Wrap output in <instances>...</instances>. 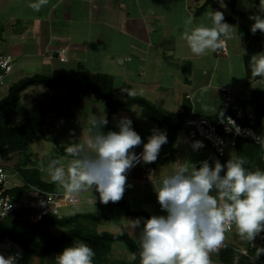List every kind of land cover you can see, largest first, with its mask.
Segmentation results:
<instances>
[{
    "label": "crops",
    "instance_id": "0c3cea01",
    "mask_svg": "<svg viewBox=\"0 0 264 264\" xmlns=\"http://www.w3.org/2000/svg\"><path fill=\"white\" fill-rule=\"evenodd\" d=\"M207 1L50 0L41 11L34 12L28 7L34 0H0V56L6 55L13 59V69L7 76L6 83L10 88L18 81L35 75L64 76L82 82L93 75H105L112 79L115 98L118 100L125 101L131 96L140 97L166 112L174 115L189 114L192 118H213L227 110L222 89L229 88L233 103L244 109L245 114H252L250 122H260L259 132L262 135L264 117L258 118V111L260 108L264 110V77L248 75L246 39L245 34L240 32L239 18L240 13H244L247 24L251 27L254 21L249 17L257 14L264 17V9L261 8L260 0H213L218 5L217 8L214 3L206 6ZM203 7L205 8L201 11ZM210 9L223 12L225 22L235 27L233 38L225 41V53L221 48L207 56L197 57L191 53L181 34L188 17L193 19L194 25L210 26L205 15ZM67 90L72 97L68 99V112L64 115L59 113L57 97L51 98L46 107L36 108L40 105L42 90L36 91L35 96L30 95L28 105L35 110H30L25 115L21 111L15 114L17 119L18 116L21 117L22 124L27 117L39 115L46 109V139L51 140L48 135L53 134L56 146L51 155L46 156L44 152L42 157L35 156L36 152L33 153L30 149L32 158H35L31 159L29 167L40 168L42 179L53 184L56 192L66 191L51 181L45 169L52 159L65 157L70 143L80 139L78 134L59 140L61 135L57 132L60 127L58 124L73 117L71 115L76 112H80L74 115V121L78 123L76 129L83 133V138L89 135L94 117L106 116L108 124L101 129L104 133L109 130L118 131L117 123L121 118L131 119L133 129L142 139V144L132 150L135 153L143 151V143H147L154 129L166 134L168 132L144 118L142 109L138 106L111 114L105 103L93 95ZM124 90H130L133 95L129 96ZM187 132L188 128L187 131L178 133L173 144L172 158L163 152V145L154 163H142L129 170L121 202L126 203L131 211L149 217L166 215L161 210L155 193L162 178L171 174L177 164L189 163V169L190 164H195L199 168L200 163L189 162L190 156L200 155L201 161L207 160L210 165H213L214 160L220 161L223 158L210 148L199 154L192 153ZM37 143L40 140L31 144L30 148L39 147ZM234 151V148H230L226 156L231 158ZM151 170L154 183L148 178ZM79 197L82 201L80 206L91 205L95 207V211L82 209L61 216L98 214L105 206L100 203L99 193L95 190L83 192ZM116 209L111 212L109 220L98 224L99 229L97 225L98 232L110 233L100 229L105 222L111 221ZM120 214L129 220L141 218L128 216L125 211ZM122 232L125 231L112 234ZM224 244L240 247L231 242L227 233ZM223 247L218 253L211 254L212 264H220ZM115 254L113 252L112 258L116 257Z\"/></svg>",
    "mask_w": 264,
    "mask_h": 264
},
{
    "label": "clouds",
    "instance_id": "9594fccd",
    "mask_svg": "<svg viewBox=\"0 0 264 264\" xmlns=\"http://www.w3.org/2000/svg\"><path fill=\"white\" fill-rule=\"evenodd\" d=\"M49 2L34 0L28 7L39 12ZM260 3L264 9V0ZM205 15L210 26L194 25L193 19L188 17L181 34L197 57L221 49L226 40L233 38L235 28L225 22L221 11L210 9ZM249 18L254 21L250 31L264 34V17L257 14ZM251 64L252 75L264 77V53L252 56ZM124 91L133 95L130 90ZM229 121L239 133L235 121L230 118ZM107 124L105 115L94 117L87 138L81 136L77 142H71L66 156L52 159L45 169L51 181L68 194L76 197L95 190L104 205L121 201L129 170L141 162L154 163L162 146L168 143L166 132L154 129L147 143H143V151L137 155L132 150L142 144V139L133 129L132 120L123 117L117 123L118 131L104 133L101 129ZM253 138L264 149V134ZM191 146L199 150L204 145L194 141ZM246 163L243 156L230 158L225 164L216 159L210 165L204 160L199 168L190 164L189 169V163H181L164 176L155 193L166 215L130 221L139 245L140 264H212L211 254L225 246L226 233L233 227L239 238L255 249L250 257L252 264L264 256V247L254 244L264 232V171L248 170ZM149 179L154 183L152 176ZM19 256V253L8 257L0 254V264H18ZM94 257L93 248L78 240L56 255L54 262L94 264ZM129 259L135 261L137 254H131Z\"/></svg>",
    "mask_w": 264,
    "mask_h": 264
},
{
    "label": "trees",
    "instance_id": "16d2710c",
    "mask_svg": "<svg viewBox=\"0 0 264 264\" xmlns=\"http://www.w3.org/2000/svg\"><path fill=\"white\" fill-rule=\"evenodd\" d=\"M211 3L213 4L214 1L208 0L206 6ZM214 6L218 7L215 3ZM250 28L247 24L246 15L240 13L239 29L241 33L245 34L247 47L246 66L248 75L252 76L251 57L254 54L264 52V44L262 40L263 34L259 31L253 34ZM33 86H43L49 89L64 87L70 90H78L86 95L91 94L97 100L104 102L110 109L111 114L130 110L135 106L140 107L144 118L155 122L159 127L168 131V143L164 145L163 152L169 155L170 158L174 154L173 144L177 140L178 133L187 131V122L192 118L189 114L174 115L166 112L140 97L131 96L125 101L118 100L115 98V88L112 79L105 75H93L84 82L53 75L26 77L10 86L7 96L0 99V154L8 161H12L14 155H18L21 159L23 157L19 163H16L14 169L19 173L24 184L23 187L12 191V194L16 196H20L28 185L47 191L55 190L53 184L42 179L40 168L29 167L33 156L29 150L30 145L46 139L44 131L46 109L39 115L27 117L22 124H15L17 119L15 114L20 111L22 94ZM225 112L226 110L210 119L220 127ZM258 114L260 115L258 118L264 117V110L260 108ZM251 115V113H246L242 123L253 126L259 132L260 122H250ZM220 117L221 119H219ZM234 150L233 158L239 156L246 158V169L264 171V149L258 143L253 140H240ZM229 159L227 156L221 158V164H225ZM119 207L128 216L149 218L146 214L131 211L128 205L121 201L118 203L109 202L98 214H73L68 217L47 216L37 223L31 220L29 211L20 210L0 223V239L8 237L19 243L24 249L26 263L29 256L41 259L51 256L56 257L65 247L71 246L74 241L83 240L95 251L94 264H140L139 246L130 234L126 232L110 234L97 231V225L109 220L111 212ZM51 227H57L60 230L52 233L50 231ZM117 242H123L131 254H137V259L132 261L112 258L113 245ZM247 244L248 256L238 253L237 250L240 247L225 245L220 254V264H234L236 257H239V264H252L250 257L254 254L255 249L250 243ZM258 247H264V244ZM255 264H264V256H261Z\"/></svg>",
    "mask_w": 264,
    "mask_h": 264
},
{
    "label": "built area",
    "instance_id": "2783aa9c",
    "mask_svg": "<svg viewBox=\"0 0 264 264\" xmlns=\"http://www.w3.org/2000/svg\"><path fill=\"white\" fill-rule=\"evenodd\" d=\"M262 40L264 44V34ZM221 50L224 53L226 52L225 43ZM12 69V57L6 55L0 56V88L6 85V78ZM222 91L224 106L227 110L220 127L210 118L204 116L193 117L187 122L190 151L194 154H199L205 149L210 148L219 157H224L230 148H236L240 140H253L255 142L253 137L261 136V133L253 126L242 123L245 118V112L244 109L233 103L231 89L223 88ZM229 118L235 121V125L240 129L239 133L232 127ZM194 141H200L204 146L199 150H193L191 145ZM140 153L136 154L139 155ZM142 163L135 166H140ZM14 173L20 177L17 171L14 170ZM152 175L153 170L149 172L148 178ZM8 176L7 169L0 165V223L20 210L29 211L31 220L37 223L47 216L60 217L63 207L75 208L81 204L79 195L73 197L67 192L47 191L33 185H28L27 189L20 196H16L12 194V191L23 187L24 184L22 182L20 185L9 187ZM90 202L93 203L92 201ZM262 237H264V232L255 239L254 244L256 246L264 244V238ZM237 251L240 255L248 256V251L244 248H239ZM17 253L20 254L18 264H27L24 249L19 243L8 237L0 239V254L8 257ZM234 264H239V257H236Z\"/></svg>",
    "mask_w": 264,
    "mask_h": 264
},
{
    "label": "rangeland",
    "instance_id": "374dc122",
    "mask_svg": "<svg viewBox=\"0 0 264 264\" xmlns=\"http://www.w3.org/2000/svg\"><path fill=\"white\" fill-rule=\"evenodd\" d=\"M8 89H9V84L6 83L5 86H2L0 88V99L7 96L8 94ZM39 90H42V94L43 96H41L40 100H39V104L38 107L36 108H41V107H46V104L51 102V98L55 97L54 99H56V97L58 98V102H56V104L58 105V109H59V113H62V115L66 114L68 112V106H69V102L68 99H71L72 95L71 93L67 90L64 89L63 87H59V88H53V89H49V88H45L43 86H35V87H31L29 88L27 91H25L22 94V99H21V104H20V111L22 113L27 114L28 111L33 110L34 108L31 107V105H28V103L31 101V96L33 95L35 96V93L39 92ZM37 91V92H36ZM68 101V102H67ZM71 101L74 102V99H72ZM35 110V109H34ZM80 112H76L74 115L79 114ZM74 115H71L73 117L67 118L65 121L60 122V127L58 129V133H60L61 138H59V140H62L63 138H69L71 136L74 135H78V136H83V133L77 132V124L74 121V118H76ZM78 117H80V115H78ZM22 118H24V116H22ZM21 117L18 116V119H16L15 124H21ZM55 133V132H54ZM182 137L184 136V134H181ZM53 134L52 135H48V137L52 138L51 140H40L39 147H34L32 146L30 149L31 151L36 152L35 156H43L44 153L46 156L51 155V151L53 148H55L56 146V141L53 139ZM83 138V137H82ZM29 149V150H30ZM230 153V152H229ZM232 158L234 157L233 155H231ZM35 158V157H34ZM34 158H32V160H34ZM23 159V157H22ZM21 157H19L18 155H14L12 157V161H8L6 159H4L1 154H0V165L4 166L7 169V173H8V186L9 187H14L17 185L22 184V180L19 176H16L14 173V169H15V165L16 163H19L21 160ZM202 160V156L200 155H195V156H190L189 162H195V163H200ZM47 174V172H46ZM45 175V173H44ZM82 200L84 201V198H82ZM82 202V201H81ZM82 209H86L90 212H94L95 211V207L91 206V205H78L77 207L73 208V207H63L61 210V213H70L72 211H79ZM97 209V207H96ZM120 213H124L123 210H121L120 208H117L113 214V217H111V221L109 222H105V224L102 225L103 228L100 229V231L104 230V231H109L110 234L112 233H116V232H121V231H125L126 233H130L131 237H133V239L136 241L137 245H138V241L136 238V235L133 233L131 227H130V223L128 224V221L133 220V218L126 219V217H123L122 214ZM143 225L141 224V227ZM100 228V226L98 225V229ZM59 228L57 227H51L50 231L52 233L55 232H59ZM139 232V229H137V234ZM228 237L230 238L231 242H233L234 244H238L240 246V248H244L246 249L248 247V242L246 241H242L239 236L236 234L235 228L233 229V231L231 232H227ZM139 246V245H138ZM114 247V254L116 252V259H120V260H126L129 259V256L131 255V253L129 252V250L126 248L125 244L123 242H117L113 245ZM130 260V259H129ZM55 256H51L49 258L46 259H41V258H37L35 256H29L27 259V264H55ZM117 262V261H116Z\"/></svg>",
    "mask_w": 264,
    "mask_h": 264
}]
</instances>
